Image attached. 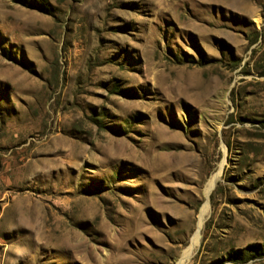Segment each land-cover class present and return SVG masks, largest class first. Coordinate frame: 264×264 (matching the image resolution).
Returning a JSON list of instances; mask_svg holds the SVG:
<instances>
[{
    "label": "rangeland",
    "instance_id": "374dc122",
    "mask_svg": "<svg viewBox=\"0 0 264 264\" xmlns=\"http://www.w3.org/2000/svg\"><path fill=\"white\" fill-rule=\"evenodd\" d=\"M0 171L29 264H264V0H0Z\"/></svg>",
    "mask_w": 264,
    "mask_h": 264
},
{
    "label": "crops",
    "instance_id": "0c3cea01",
    "mask_svg": "<svg viewBox=\"0 0 264 264\" xmlns=\"http://www.w3.org/2000/svg\"><path fill=\"white\" fill-rule=\"evenodd\" d=\"M9 184L0 171V264H29L37 239L33 234L24 235L22 229L24 221L30 218V211L27 210L29 215L25 219L19 214L17 203L13 201L15 197L8 196Z\"/></svg>",
    "mask_w": 264,
    "mask_h": 264
},
{
    "label": "bare ground",
    "instance_id": "6f19581e",
    "mask_svg": "<svg viewBox=\"0 0 264 264\" xmlns=\"http://www.w3.org/2000/svg\"><path fill=\"white\" fill-rule=\"evenodd\" d=\"M216 181H217V177L213 180H211L207 185H206V191H209L212 187H213V185L216 183ZM200 226V225H199ZM199 228V227H198ZM197 239V238H196ZM193 240H195V238H193ZM192 240V241H193ZM197 241V240H196ZM193 243H195V242H193ZM194 245V244H193ZM193 247V246H192ZM191 250V249H190ZM185 254H187V252L185 253H183L182 255H181V257H180V260L178 261V263L177 264H184V262H185ZM189 254V253H188ZM188 256V255H187ZM186 256V257H187Z\"/></svg>",
    "mask_w": 264,
    "mask_h": 264
}]
</instances>
